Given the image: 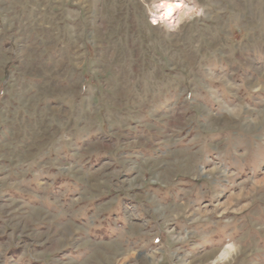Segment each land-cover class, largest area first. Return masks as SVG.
Masks as SVG:
<instances>
[{"label": "rangeland", "instance_id": "1", "mask_svg": "<svg viewBox=\"0 0 264 264\" xmlns=\"http://www.w3.org/2000/svg\"><path fill=\"white\" fill-rule=\"evenodd\" d=\"M0 264H264V0H0Z\"/></svg>", "mask_w": 264, "mask_h": 264}, {"label": "built area", "instance_id": "2", "mask_svg": "<svg viewBox=\"0 0 264 264\" xmlns=\"http://www.w3.org/2000/svg\"><path fill=\"white\" fill-rule=\"evenodd\" d=\"M164 1H161L157 8L153 10L152 12L149 13V22L153 26H157L159 24H172L177 17L178 12L181 10L182 3L176 2V3H171L172 4V9L171 12L166 14V6L164 5Z\"/></svg>", "mask_w": 264, "mask_h": 264}, {"label": "bare ground", "instance_id": "3", "mask_svg": "<svg viewBox=\"0 0 264 264\" xmlns=\"http://www.w3.org/2000/svg\"><path fill=\"white\" fill-rule=\"evenodd\" d=\"M164 5L166 6V14L171 12V9H172V4L171 3H164ZM228 250V251H227ZM231 249H224V251H222L223 253H221V256L220 257H217V258H221L222 256H224L226 254V252H229Z\"/></svg>", "mask_w": 264, "mask_h": 264}]
</instances>
